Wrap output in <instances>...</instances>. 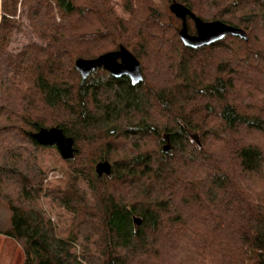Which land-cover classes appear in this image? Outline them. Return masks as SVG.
Returning a JSON list of instances; mask_svg holds the SVG:
<instances>
[{
    "label": "trees",
    "instance_id": "16d2710c",
    "mask_svg": "<svg viewBox=\"0 0 264 264\" xmlns=\"http://www.w3.org/2000/svg\"><path fill=\"white\" fill-rule=\"evenodd\" d=\"M171 1L0 0V201L22 264H264V0H175L247 35L198 48ZM120 45L143 82L81 78L77 58ZM50 127L76 150L55 185L30 137Z\"/></svg>",
    "mask_w": 264,
    "mask_h": 264
},
{
    "label": "water",
    "instance_id": "95a60500",
    "mask_svg": "<svg viewBox=\"0 0 264 264\" xmlns=\"http://www.w3.org/2000/svg\"><path fill=\"white\" fill-rule=\"evenodd\" d=\"M169 11L181 21L178 36L186 47L198 48L207 46L221 41L229 35L247 40L244 30L218 20L203 21L186 6L175 0L171 1ZM187 17L193 21L194 34L188 32ZM74 67L82 79L87 78L94 70L102 68L114 78L128 77L132 85L141 83L144 80L138 59L123 45H120L116 50L103 53L95 58H77L74 62ZM30 137L36 140L40 146L55 147L65 161L72 159L76 151L73 146V139L66 136L58 127L39 128L37 131L30 133ZM191 137L200 146L198 135L193 134ZM163 149L167 151L168 145L166 144ZM111 168V163L104 157L102 160L97 161L94 171L98 177L108 176ZM133 221L136 225L141 223L140 218L137 217H134Z\"/></svg>",
    "mask_w": 264,
    "mask_h": 264
},
{
    "label": "rangeland",
    "instance_id": "374dc122",
    "mask_svg": "<svg viewBox=\"0 0 264 264\" xmlns=\"http://www.w3.org/2000/svg\"><path fill=\"white\" fill-rule=\"evenodd\" d=\"M115 1L117 3L118 13L121 16L125 17L126 14L123 13V11L120 7V4H119V0H115ZM192 27L194 28V24L192 25ZM28 39H29L28 36L18 37L15 40V42L13 43L12 48L15 50L20 48L24 43H26L28 41ZM253 89H259V88L254 87ZM243 97H245V96L243 95ZM245 99H246V97H245ZM263 104L264 103H262V106H260L259 108H262ZM101 135L102 134H99L98 137H100ZM248 139L258 141L259 137L255 134H252V135H249ZM100 144H101V140L99 139V142H97L96 145L98 146ZM80 145L82 146V144H80ZM86 145L87 144H84L83 147H81L83 149V152L88 151V149H86V148H88ZM42 147H44V146H42ZM37 156H38V162H39L40 166L41 167L43 166L45 169V173H46L45 182L47 181V182H50L51 184L55 185V184L59 183V180L63 179L65 173L68 172L67 162L61 158L59 152L57 151V149L55 147L40 148L37 151ZM79 160H80V158H79ZM79 160H77V161H79ZM95 164H94V166H95ZM9 216H10V212L7 208V205H6L5 201L1 200L0 201V235H2V236H5L4 232L9 228ZM52 219L55 220L54 217ZM12 246L15 247L14 243L7 240L5 245L3 246V249H1V247H0V264H22L21 253H19L20 254L19 260H17V256L14 254V253L17 254V251H15L16 247L13 250ZM158 246H159L158 249H160V250L164 249V246H162V245H158ZM12 250H13V252L14 251L15 252L13 253ZM11 253H13V255H14V256L12 255L13 258L11 257ZM159 260L160 259H157L156 261H154V263L155 264H164L163 259H162V261H159ZM166 261H167V259H166ZM165 264H167V263H165Z\"/></svg>",
    "mask_w": 264,
    "mask_h": 264
},
{
    "label": "crops",
    "instance_id": "0c3cea01",
    "mask_svg": "<svg viewBox=\"0 0 264 264\" xmlns=\"http://www.w3.org/2000/svg\"><path fill=\"white\" fill-rule=\"evenodd\" d=\"M11 241V242H13L14 243V245H15V247L14 246H12V248H13V250H14V248H15V251H17V254L16 253H14L13 252V250H12V252L17 256V260H19V258H20V254L19 253H21V259L23 260V253H22V250H21V248L16 244V242L13 240V239H11L10 237H6V236H2V235H0V247H1V249H3V246L5 245V243H6V241ZM12 244V243H11ZM13 245V244H12ZM13 253H11V257H12V255H13ZM14 256V255H13ZM13 258V257H12ZM21 262V261H20Z\"/></svg>",
    "mask_w": 264,
    "mask_h": 264
},
{
    "label": "bare ground",
    "instance_id": "6f19581e",
    "mask_svg": "<svg viewBox=\"0 0 264 264\" xmlns=\"http://www.w3.org/2000/svg\"><path fill=\"white\" fill-rule=\"evenodd\" d=\"M180 61H181V60H180ZM176 85H177V84H176ZM102 126H103V125H102ZM217 132H218V131H217ZM165 145H166V144H165ZM165 145H164V146H165ZM163 148H164V147H163ZM133 222H134V221H133Z\"/></svg>",
    "mask_w": 264,
    "mask_h": 264
}]
</instances>
